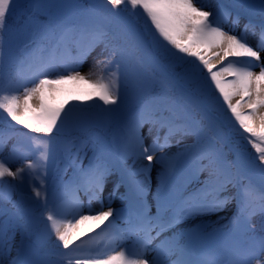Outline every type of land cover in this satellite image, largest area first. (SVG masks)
<instances>
[{
    "label": "snow or ice",
    "instance_id": "obj_1",
    "mask_svg": "<svg viewBox=\"0 0 264 264\" xmlns=\"http://www.w3.org/2000/svg\"><path fill=\"white\" fill-rule=\"evenodd\" d=\"M257 3L261 31L253 47L247 37L251 21L235 34L238 14L225 30L230 14L205 10L212 8L211 0H103L99 6L81 0H0V125L12 129L0 130V201L17 207L23 231L35 237L19 264H264V0ZM80 9L92 15L59 21L62 13ZM124 12L144 22L149 42L142 52L109 27ZM97 48L100 58L81 74L83 62ZM130 88L136 102L126 109ZM213 105L231 114L230 123L238 125L237 134L254 153L236 146L229 160L222 148L204 142L212 129L201 127L197 117L213 111ZM101 121L117 131L110 144L93 145L87 168L81 157L82 152L87 157L86 143L65 149L73 163L79 162L78 182L65 185L54 176L48 183L57 137ZM12 122L27 131L15 130ZM245 153L254 158L245 160ZM186 160L193 179L170 191V181ZM117 172L105 205L101 196ZM122 187L126 204L116 210L112 201ZM80 190L88 197L87 214ZM14 194L19 201H13ZM93 200H100L99 210L91 208ZM25 202L31 219L21 206ZM230 205L231 223L244 238L220 256L192 259L205 226L172 230ZM256 215L262 218L260 234L248 236L255 231L251 217ZM89 221L95 228L108 224L85 241L81 226ZM9 231L0 223V256L9 248ZM101 240L107 241L104 247ZM49 244L66 250L55 262L39 255Z\"/></svg>",
    "mask_w": 264,
    "mask_h": 264
},
{
    "label": "rangeland",
    "instance_id": "obj_2",
    "mask_svg": "<svg viewBox=\"0 0 264 264\" xmlns=\"http://www.w3.org/2000/svg\"><path fill=\"white\" fill-rule=\"evenodd\" d=\"M28 0H22V3H27ZM81 2L89 3L90 5H101L100 2L97 0H81ZM212 8L211 9H205V10H211L215 13L217 9H223L230 15L226 18V22L224 23H230V20L233 21L235 17L239 14L240 16V22L236 27V33H242L244 31V25L248 24L249 21H253V27L249 28V31L247 33L248 42L251 46L255 47L257 44V41L259 39L260 34V22H261V16H260V10L257 3V0H211ZM227 6H225V5ZM249 5H255L254 7H249ZM199 6V5H198ZM103 11V9H100ZM85 9L80 10H74L72 12H64L62 13L58 19L61 23L66 22H78L80 20V17L84 16ZM114 20L118 21L120 25L110 24L109 27L111 30L117 34H119L122 37V40L126 41L127 46L135 49L139 52H142L144 47L148 44L149 38L144 32L143 28V21L142 20H136V18H130L125 13H121L119 17H114ZM252 24V23H251ZM225 30H228L230 27L227 26V24H224ZM238 34V35H239ZM72 55H75V51L71 53ZM106 54V53H105ZM101 56V50H99L95 55H92L90 58H87L81 68V74H87L89 69L91 68L93 62L95 59L100 58ZM261 61L264 62V51L261 52ZM159 70V69H158ZM258 71V69H256ZM168 71V70H167ZM31 86V85H29ZM22 91V90H21ZM218 95V93H217ZM188 102H193L192 98L186 97ZM239 99V97L234 98L233 102L235 103V100ZM136 102V94L134 91L130 88L128 90L127 99L125 100V108H130L134 103ZM35 104V101H33ZM89 103H97V101H91ZM72 104L69 103L66 105L67 107H71ZM214 110L211 112H208L204 115L203 118L197 117L198 120L201 121V127H211L212 132L211 133H205L203 136V140L205 143H213L217 148H222L226 153H228L229 160H232L234 158V154L232 153L231 149L235 148L236 146H239L241 150L247 148L248 152L254 153V150L250 148V146L246 145L245 142L241 139V137L237 134L235 128H238V125H235L233 127V124L230 123L231 114L223 111L219 105H213ZM247 111V109H244ZM98 111V110H97ZM6 115V114H5ZM13 126L15 130L22 129V126L15 125L14 122ZM96 129L97 132L94 134H90L88 139H83L81 141H78L74 138V136L70 135H63L57 137L56 143H58L57 148L58 151L56 153V160L54 164L50 165L49 168V176L47 178L48 183H51L52 178L55 176L57 177V182H62L65 185H74L78 182V175H76V172H78L79 168V162L73 163L71 159H69L67 152L65 151L66 148L70 147L72 144H75L76 147H80L82 143H86V152L87 157H84V153H81V157L83 159V167L87 168L89 163V158L92 156V149L93 145L96 144L98 141H103L106 144H110L113 136L116 133V128L114 125H108L104 122H98L95 124H92L88 126L85 129L80 130L82 133H88L89 130ZM12 131V129H11ZM10 131V132H11ZM21 131V130H20ZM22 131H27L26 129H22ZM147 131V126L144 129V132ZM242 131V130H241ZM76 132V130L72 131ZM9 133V132H8ZM55 135V134H54ZM246 135V134H245ZM214 136L215 139H211V137ZM15 139L9 142V145L6 147L4 154L7 155V149L11 147V143H14ZM190 141H185V143ZM173 152L177 151L175 147L171 150ZM72 152H75V148L72 149ZM245 160L252 159L254 157H249L247 153L244 154ZM130 163V162H129ZM144 164H147V161L143 162ZM59 170V171H58ZM192 167L190 164V161H185V163L181 166V168L177 171V174L172 178L170 181V191H175L178 189H182L185 185L188 184L190 180L193 179L192 177ZM204 175H207L205 173ZM119 173L117 172L114 176L109 177L108 182L105 186V190L101 196V199L104 201L105 205L108 202V195L112 190L113 186V180L118 178ZM153 177V184L151 187V191L149 193V201L154 203L152 201V196L155 194V170L152 173ZM196 186L194 183L189 187L188 190H191V187ZM26 191H30V189L26 188ZM127 192V189L122 187L120 189V193L117 194L113 201H112V207L116 210H120L124 207L126 204V200H122L121 196L125 195ZM77 195L79 196L80 200L83 202V211L85 214L88 212L89 208V201L88 197L85 195L83 190H80ZM14 201H19L20 197L18 194H14ZM68 205L67 207L69 210H71V192L68 193ZM27 205V203H23ZM28 206V205H27ZM91 208L94 210H99L101 207L100 200H93L91 203ZM104 210H107L106 207ZM38 215V213H37ZM198 217H191L184 221L182 224L177 225L175 229L172 231H177L179 227L188 224L192 225L194 222L198 221ZM32 217L30 214L26 211V219H31ZM112 220L113 218H109ZM0 223L2 224H8L10 226L9 231V248L6 250L5 254L3 256H0V264H13V262H16V264H19L20 261H22L25 258L24 249L25 247L35 239V237H29L22 229L21 225L23 223L22 220H20L17 212V207L14 206L13 203L10 202H3L0 201ZM108 224V221L105 222L104 225H101L100 228H95L94 222L89 221L86 222L84 225L81 226V239L82 240H88L89 237H96L97 233H100L102 229H104ZM118 227H125V224L123 221H117ZM93 228L94 230L89 232L87 235L84 234V230L87 228ZM14 236V238H12ZM21 238V250H20V261H16L13 258V253L15 252V248L18 246L17 240ZM80 241H77L79 243ZM62 248H56L53 247L51 244H49L47 247L44 248V250L39 249V255L46 256L49 260H58L59 257H56V252L61 253Z\"/></svg>",
    "mask_w": 264,
    "mask_h": 264
},
{
    "label": "bare ground",
    "instance_id": "obj_3",
    "mask_svg": "<svg viewBox=\"0 0 264 264\" xmlns=\"http://www.w3.org/2000/svg\"><path fill=\"white\" fill-rule=\"evenodd\" d=\"M224 24H227L228 27L233 26L231 20L230 23H223V26H225ZM235 34L238 35L239 33L235 32ZM252 178L255 182L259 181V177L257 175H253ZM233 212L234 206L230 205L229 209L225 212H220L210 216H201L199 220L194 222L192 225L185 224L178 228L177 231H181L182 229H191L196 225L205 226L204 233L194 242L192 259H201L204 254L220 256L233 243L244 238L241 235V230L237 228L233 223H231ZM261 219L262 218L259 215L251 217V225L255 226V231H250L248 233V236H259ZM170 234L171 232L166 233V235ZM17 242L18 246L15 248L13 258L16 261H20V250L22 243L21 238H19ZM105 244H107L106 240L100 241V247H104ZM56 254V257H59L60 253L56 252ZM52 261L55 262V260Z\"/></svg>",
    "mask_w": 264,
    "mask_h": 264
},
{
    "label": "trees",
    "instance_id": "obj_4",
    "mask_svg": "<svg viewBox=\"0 0 264 264\" xmlns=\"http://www.w3.org/2000/svg\"><path fill=\"white\" fill-rule=\"evenodd\" d=\"M84 5H89L90 6V4L89 3H86V2H82ZM26 4V3H25ZM101 11V10H100ZM101 12H103V11H101ZM128 17H130V18H134V17H131V16H129L128 15V13H126V12H124ZM92 15V13H89L88 11H87V9H85V11H84V16H82V17H80V20L81 19H83V18H86V17H89V16H91ZM137 20V19H136ZM112 22L114 23V24H116V25H120V23H118V21H116V20H114V18L112 19ZM113 23H111V24H113ZM100 49L99 48H97V50L95 51V52H93L90 56H89V58L92 56V55H95L98 51H99ZM189 59H192V58H190L189 57ZM177 70H179V69H177ZM169 72L171 71L170 69L168 70ZM0 130H2V131H4L5 133H8V132H10L11 131V129H9L6 125H0ZM21 131H22V129H20ZM95 132H97L96 131V129H93V130H89L88 131V133H82L81 134V131L80 130H76V132L74 133V132H72L71 134L72 135H70V136H74V138L75 139H77L78 141H81V140H83V139H88V137H89V135L91 134H94ZM55 134V133H54ZM53 134V135H54ZM58 145V143H56V146ZM13 201H14V197H13ZM3 202H5V203H7L8 201H3ZM10 203H12V202H10ZM22 207H24L25 208V211H27V209H28V206L27 205H25V204H22L21 205Z\"/></svg>",
    "mask_w": 264,
    "mask_h": 264
},
{
    "label": "water",
    "instance_id": "obj_5",
    "mask_svg": "<svg viewBox=\"0 0 264 264\" xmlns=\"http://www.w3.org/2000/svg\"><path fill=\"white\" fill-rule=\"evenodd\" d=\"M98 2H100L101 4L103 3V0H97Z\"/></svg>",
    "mask_w": 264,
    "mask_h": 264
}]
</instances>
